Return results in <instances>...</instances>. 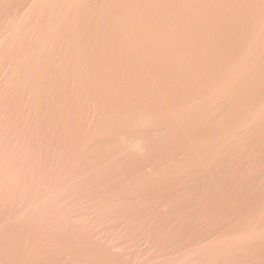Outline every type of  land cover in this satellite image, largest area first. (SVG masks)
<instances>
[{
	"label": "rangeland",
	"instance_id": "rangeland-1",
	"mask_svg": "<svg viewBox=\"0 0 264 264\" xmlns=\"http://www.w3.org/2000/svg\"><path fill=\"white\" fill-rule=\"evenodd\" d=\"M40 1L0 0V264H264V0Z\"/></svg>",
	"mask_w": 264,
	"mask_h": 264
},
{
	"label": "bare ground",
	"instance_id": "bare-ground-1",
	"mask_svg": "<svg viewBox=\"0 0 264 264\" xmlns=\"http://www.w3.org/2000/svg\"><path fill=\"white\" fill-rule=\"evenodd\" d=\"M13 1H14V0H13ZM15 1L17 2V0H15ZM20 1L22 2V0H20ZM30 1H32V0H30ZM41 1H42V2H41ZM41 1H40V3L43 4L45 0H44V1L41 0ZM54 1H55V0H54ZM57 1H58V0H57ZM57 1H55L56 4L58 3ZM60 1H61V0H60ZM60 1H59V2H60ZM75 1H76V0H74V1L72 0V1H71V5H73V4L76 5L77 2L75 3ZM80 1H82V4L80 3L81 5H79V7H80V6L82 7L85 3L83 2L84 0H80ZM91 1H92V0H91ZM95 1H96V0H95ZM98 1H99V0H98ZM115 1H116V0H115ZM115 1L113 2V0H112V2H111L110 4L113 3V5H114ZM137 1H138V0H137ZM145 1H146V0H145ZM148 1H149V0H148ZM162 1H164V0H161V2H162ZM165 1L167 2V0H165ZM176 1H177V0H176ZM176 1H175V2H176ZM196 1H197V0H196ZM215 1H216V0H215ZM228 1H229V0H228ZM244 1H245V0H244ZM253 1H256V0H253ZM18 2H19V1H18ZM21 2H20V4H21ZM49 2H50V1L48 0V2H47L48 5H53V4H51V2H50V4H49ZM63 2H64V0H63ZM78 2H79V0H78ZM92 2H94V1H92ZM92 2H91V3H92ZM100 2H101V1H100ZM116 2H117V1H116ZM127 2H129V0H128ZM155 2H156V1H155ZM198 2H199V0H198ZM205 2H206V1H205ZM213 2H214V1H213ZM219 2H220V1H219ZM5 3H6V1H5ZM22 3H23V2H22ZM34 3H35V2H34V0H33V2L31 3V6H32V4H34ZM47 3H46V5L44 4L42 7L46 8V9H44V10H46L47 12H50V9H53V8H51V6H47ZM96 3H97V2H94L95 5H96ZM106 3H107V2H106ZM106 3H105V4H106ZM144 3H145V2H144ZM149 3H150V2H149ZM149 3H148V5H149ZM151 3H152V2H151ZM172 3L174 4V2H172ZM185 3H187V2L185 1ZM188 3H190V2H188ZM229 3H230V2H229ZM260 3H261V2H260ZM1 4H2V2H1ZM58 4H61V3H58ZM92 4H93V3H92ZM97 4H98V3H97ZM117 4H118V3H117ZM126 4H127V3H126ZM146 4H147V2H146ZM168 4H169V2H168ZM173 4H170L171 7H172ZM204 4H205V3H204ZM208 4H209V3H208ZM244 4H245V3H244ZM263 4H264V1H263ZM263 4H261V5H263ZM27 5H30V4H27ZM27 5H26V7H27ZM35 5H37V3H36ZM39 5L41 6V4H39ZM95 5H93V6H95ZM113 5H111V6H113ZM129 5H130V4H129ZM129 5L127 4L126 7L124 6V8H127V9H128V8H129ZM162 5H163V4H162ZM182 5L184 6V4H182ZM199 5H200V3H199ZM199 5L197 4L198 7H199ZM205 5H206V4H205ZM223 5H224V4H223ZM31 6L29 7V8H30V9H29V12L32 11V10H31V9H32ZM45 6H46V7H45ZM59 6H61V5H59ZM66 6H67V5H66ZM66 6H65V8H66ZM69 6H70V5L68 4L67 11L65 10L66 13L69 12V10H70L69 8L72 7V6H71V7H69ZM84 6H87V5L85 4ZM84 6H83V8H84V10H85V7H84ZM96 6H97V5H96ZM107 6H108V4L105 6V8H107ZM150 6H151V5H150ZM164 6H165V5H164ZM206 6H207V5H206ZM250 6H251V5H250ZM253 6H254V5H253ZM253 6L250 7V8L252 9ZM38 7H39V6H38ZM48 7H49L50 9H49ZM118 7H119V6H118ZM187 7H189V5H187L186 8H187ZM223 7H224V6H223ZM242 7H243V6H241V8H242ZM244 7H245V6H244ZM17 8H18V7H17ZM24 8H25V7H24ZM47 8H48L49 10H47ZM58 8H59V7H57L56 9L54 8L55 11H57ZM92 8H93V7H92ZM113 8H114V7H113ZM140 8H141V7H140ZM155 8H156V7H155ZM155 8H154V9H155ZM163 8H164V7H163ZM177 8H178V7H177ZM183 8H185V6H184ZM190 8H191V7H190ZM192 8H193V7H192ZM194 8L197 9L196 7H194ZM219 8H220V7H219ZM224 8H225V7H224ZM224 8H223V9H224ZM226 8H227V7H226ZM257 8H258V6H257ZM2 9H3V7H2ZM54 9H53V10H54ZM79 9H80V8H79ZM95 9H96V8L94 7L93 10H90V15L86 12V13H87L86 16L89 15V16L92 17V16L95 14V12H96V11L94 12ZM146 9H147V8H146ZM178 9H179V8H178ZM58 10H59V9H58ZM60 10H61V9H60ZM84 10H83V11H84ZM102 10H103V9H102ZM107 10H108V9H107ZM113 10H114V9H113ZM140 10H142V9H140ZM144 10H145V9H144ZM144 10H143V11H144ZM155 10H157V9H155ZM161 10H162V8H161ZM200 10H201V9H200ZM209 10H210V9H209ZM219 10H220V9H219ZM7 11H8V10H7ZM21 11H22V10H21ZM46 11H44V12H46ZM83 11H82V13H83ZM91 11H92L93 13H91ZM115 11H116V10H115ZM120 11H121V10H120ZM177 11H178V10H177ZM177 11H176V12H177ZM202 11H203V9H202ZM242 11H243V10H242ZM5 12H6V11H5ZM39 12H40V10H39ZM44 12L42 11V13H44ZM108 12H109V10H108ZM110 12H111V11H110ZM110 12H109V13H110ZM122 12H123V10H122ZM122 12H120V13H122ZM126 12H129V11L126 10ZM140 12H142V11H140ZM144 12H145V11H144ZM193 12H195V11H193ZM216 12H217V11H216ZM233 12H234V11H233ZM1 13H2V12H1ZM8 13H9V12H8ZM50 13H51V12H50ZM58 13H59V12H58ZM74 13H75V12H74ZM78 13H81V12H78ZM101 13H102V11H101ZM152 13H154V10L152 11ZM157 13H158V12H155V14H157ZM170 13H173V12H170ZM170 13H169V14H170ZM238 13H239V12H238ZM51 14H52V13H51ZM91 14H92V15H91ZM96 14H97V12H96ZM102 14H103V13H102ZM131 14H132V13H131ZM140 14H141V13H140ZM146 14H147V12H146ZM162 14H163V13H162ZM192 14H193V13H192ZM206 14H207V13H206ZM259 14H260V13H259ZM259 14H258V15H259ZM39 15H40V14H39ZM41 15H43V14H41ZM122 15H123V13H122ZM122 15H121V16H122ZM132 15H134V14H132ZM148 15H149V14H148ZM152 15H153V14H152ZM164 15H165V14H164ZM177 15L179 16V14H177ZM11 16H12V15H11ZM71 16H72V15H71ZM150 16H151V15H150ZM175 16H176V15H175ZM181 16H183V15H181ZM187 16H188V15H187ZM206 16H207V15H206ZM208 16H209V15H208ZM216 16H217V15H216ZM4 17H5V16H4ZM12 17H13V16H12ZM24 17H25V16H23L21 20H23ZM60 17H61V16H60ZM72 17H73V16H72ZM79 17H80V16H79ZM95 17H96V16H95ZM103 17H104V16H103ZM131 17H132V16H131ZM143 17H144V16H143ZM153 17H154V16H153ZM239 17H240V16H239ZM243 17H244V16H243ZM243 17H242V18H243ZM251 17H252V16H251ZM19 18H21V17L19 16ZM68 18H69V17H68ZM116 18H117V17H116ZM123 18H124V17H123ZM151 18H152V16H151ZM186 18H187V17H186ZM198 18H199V17H198ZM205 18H206V17H205ZM211 18H212V17H211ZM211 18H209V19H211ZM3 19H4V18H3ZM40 19H41V18H40ZM46 19H47V18H46ZM75 19H77V18H74V20H75ZM96 19H98V18L96 17ZM102 19H103V18H102ZM121 19H122V18H121ZM135 19H136V18H135ZM135 19H133V21H134ZM152 19H153V18H152ZM219 19H220V18H219ZM47 20H48V19H47ZM79 20H80V18H79ZM79 20H77V21H79ZM104 20H105V19H104ZM104 20H103V21H104ZM119 20H120V19H119ZM122 20H123V19H122ZM146 20H147V19H146ZM170 20H171V19H170ZM187 20H188V18H187ZM202 20H203V19H202ZM211 20H212V19H211ZM213 20H214V19H213ZM230 20H231V19H230ZM252 20H253V19H252ZM14 21H15V20H14ZM19 21H20V20H19ZM65 21H66V20H65ZM68 21H69V20H68ZM95 21H96V20H95ZM237 21H239V20H237ZM245 21H246V20H245ZM253 21H255V20H253ZM262 21H263V20H262ZM262 21H260V22L262 23ZM17 22H18V21H17ZM20 22H21V21H20ZM20 22H19V23H20ZM23 22H25V21H23ZM45 22H46V21H45ZM79 22H80V21H79ZM79 22H78V24H79ZM88 22H89V21H88ZM126 22H127V21H126ZM148 22H150V21L148 20ZM171 22H172V21H171ZM175 22H177V21H175ZM260 22H259V23H260ZM76 23H77V22H76ZM76 23H75V24H76ZM102 23H103V22H102ZM124 23H125V22H124ZM128 23H129V22H128ZM150 23H151V22H150ZM169 23H170V22H169ZM169 23H168V24H169ZM181 23H182V22H181ZM193 23H194V22H193ZM196 23H197V22H196ZM202 23H203V22H202ZM240 23H241V21H240ZM242 23H243V22H242ZM249 23H250V22H249ZM255 23H256V22H254V24L252 25V27L255 25ZM17 24H18V23H17ZM45 24H46V23H45ZM69 24H70V23H69ZM105 24H106V23H105ZM114 24H115V23H114ZM117 24H118V23H117ZM155 24H156V23H155ZM220 24H221V23H220ZM76 25H77V24H76ZM144 25H145V24H144ZM158 25H159V24H158ZM197 25H198V24H197ZM202 25H203V24H202ZM209 25H210V24H209ZM231 25H232V24H231ZM233 25H234V23H233ZM20 26H21V25H20ZM38 26H39V25H38ZM66 26H67V25H66ZM77 26H78V25H77ZM85 26H86V25H85ZM106 26H107V25H106ZM119 26H120V25H119ZM135 26H136V25H135ZM145 26H146V25H145ZM145 26H144V27H145ZM156 26H157V25H156ZM167 26H168V25H167ZM170 26H171V25H170ZM239 26H240V25H239ZM242 26H243V25H242ZM261 26H262V25H261ZM88 27H89V26H88ZM95 27H96V26H95ZM95 27H94V28H95ZM120 27H122V26H120ZM132 27H133V26H132ZM136 27H137V26H136ZM157 27H158V26H157ZM200 27H201V26H200ZM203 27H204V26H203ZM210 27H211V26H210ZM210 27H209V28H210ZM228 27H229V26H228ZM252 27H251L250 29H252ZM18 28H19V26H18ZM44 28H45V26H44ZM77 28H78V27H77ZM83 28H85V27H83ZM102 28H103V27H102ZM212 28H213V27H212ZM218 28H219V27H218ZM231 28H232V27H231ZM237 28H238V27H237ZM19 29H20V28H19ZM86 29H87V28H86ZM86 29H85V30H86ZM98 29H99V28H98ZM106 29H107V28H106ZM118 29H119V28H118ZM118 29H116V30H118ZM134 29H135V28H134ZM156 29H157V28H156ZM160 29H163V28H160ZM172 29H173V27H172ZM178 29H179V26H178ZM195 29H196V28H195ZM241 29H242V28H241ZM241 29H240V30H241ZM4 30H5V29H4ZM17 30H18V29H17ZM78 30H80V29H78ZM143 30H144V29H142V31H143ZM157 30H158V29H157ZM163 30H164V29H163ZM237 30H239V29H237ZM242 30H243V29H242ZM20 31H22V30H20ZM27 31H28V30H27ZM80 31H81V30H80ZM93 31H94V30H93ZM158 31H159V30H158ZM161 31H162V30H161ZM249 31H250V30H249ZM261 31H262V30H261ZM261 31H260V32L258 31V32L261 33ZM6 32H7V31H6ZM8 32H9V31H8ZM45 32L47 33L46 30H45ZM45 32H44V33H45ZM59 32H60V31H59ZM84 32H85V31H84ZM87 32H88V31L86 30V35H87ZM103 32H104V31H103ZM111 32H112V31H111ZM155 32H156V31H155ZM177 32H178V31H177ZM195 32H196V31H195ZM246 32H247V31H246ZM246 32H245V33H246ZM24 33H25V32H24ZM41 33H42V32H41ZM48 33H49V32H48ZM90 33H91V31H90ZM95 33H96V32H95ZM98 33H99V32H98ZM116 33H117V32H116ZM124 33H125V32H124ZM127 33H128V31H127ZM133 33H134V32H133ZM160 33H162V32H160ZM174 33H175V32H174ZM198 33H199V32H198ZM15 34H16V33H15ZM18 34H19V32H18ZM53 34H54V33H53ZM59 34H60V33H59ZM179 34H180V32H179ZM257 34H258V33H257ZM4 35H5V34H4ZM20 35H21V34H20ZM56 35H57V34H56ZM69 35H72V34L70 33ZM139 35H140V34H139ZM148 35H149V34H148ZM175 35H176V34H175ZM220 35H221V34H220ZM9 36H11V34H10ZM30 36H31V35H30ZM49 36H50V35H49ZM64 36H65V35H64ZM84 36H85V35H84ZM157 36H159V35H157ZM171 36H173V34H172ZM229 36H230V35H229ZM243 36H244V35H243ZM259 36H261V35H259ZM12 37H14V36H12ZM79 37H80V36H79ZM82 37H83V36H82ZM87 37H88V36H87ZM106 37H107V36H106ZM174 37H175V36H174ZM180 37H181V35H180ZM240 37H241V36H240ZM254 37H255V36H254ZM257 37H258V36H257ZM32 38H33V36H32ZM94 38H95V37H94ZM104 38H105V37H104ZM109 38H110V37H109ZM56 39H57V38H56ZM56 39H55V40H56ZM70 39H71V38H70ZM73 39H74V38H73ZM155 39H156V38H155ZM169 39H171V38H169ZM186 39H188V38H186ZM191 39H192V38H191ZM241 39H242V38H241ZM252 39H253V38H252ZM67 40H68V39H67ZM95 40H96V39H95ZM126 40H127V38H126ZM157 40H158V38H157ZM159 40H160V39H159ZM230 40H231V39H230ZM254 40H255V39H254ZM254 40H252V41H254ZM12 41H13V40H12ZM18 41H19V40H18ZM71 41H72V40H71ZM76 41H77V40H76ZM78 41H79V40H78ZM186 41H187V40H186ZM4 42H5V41H4ZM34 42H35V41H34ZM64 42H65V41H64ZM69 42H70V41H69ZM104 42H105V41H104ZM135 42H136V41H135ZM137 42H138V41H137ZM158 42H159V41H158ZM167 42L169 43V41H167ZM211 42H212V41H211ZM73 43H74V42H73ZM78 43H80V42H78ZM95 43H96V42H94V44H95ZM145 43H146V42H145ZM187 43H188V41H187ZM205 43H206V42H205ZM71 44H72V43H71ZM71 44H70V45H71ZM139 44H140V43H139ZM232 44H233V43H232ZM257 44H258V42H257ZM1 45H2V44H1ZM13 45H14V43H13ZM30 45H31V44H30ZM43 45H44V44H43ZM68 45H69V44H68ZM70 45H69V46H70ZM78 45H79V44H77V46H78ZM149 45H150V44H149ZM166 45H167V44H166ZM197 45H198V44H197ZM242 45H243V44H242ZM262 45H264V44H262ZM75 46H76V45H75ZM133 46H134V45H133ZM162 46H163V45H162ZM228 46H229V45H228ZM7 47H8V46H7ZM104 47H105V46H104ZM137 47H138V46H137ZM148 47H149V46H148ZM152 47H153V46H152ZM157 47H158V45H157ZM174 47H175V46H174ZM210 47H211V46H210ZM230 47H231V46H230ZM232 47H234V46H232ZM79 48H80V47H79ZM165 48H166V47H165ZM167 48H168V47H167ZM186 48H188V47H186ZM240 48H241V47H240ZM14 49H15V48H14ZM76 49H77V48H76ZM103 49H104V48H103ZM138 49H139V47H138ZM203 49H204V48H203ZM256 49H257V51L259 50L258 48H256ZM263 49H264V48H263ZM0 50H1V49H0ZM37 50H39V49H37ZM37 50H36V51H37ZM47 50H48V49H47ZM60 50H61V49H60ZM71 50H72V49H71ZM150 50H151V49H150ZM174 50H175V49H174ZM176 50H177V47H176ZM182 50H183V49H182ZM208 50H209V49H208ZM231 50H232V49H231ZM49 51H50V50H49ZM66 51H67V50H66ZM73 51H74V50H73ZM109 51H110V50H109ZM139 51H140V50H139ZM158 51H159V50H158ZM166 51H167V50H166ZM198 51H199V50H198ZM217 51H218V50H217ZM249 51H250V50H249ZM9 52H11V51H9ZM30 52H31V51H30ZM99 52H100V51H99ZM176 52H177V51H176ZM186 52H187V51H186ZM212 52H213V51H212ZM215 52H216V51H215ZM26 53H27V51H26ZM92 53H93V52H92ZM126 53H127V52H126ZM148 53H149V52H148ZM157 53H158V52H156V55H157ZM173 53H174V52H173ZM181 53H182V51H181ZM221 53H222V52H221ZM234 53H235V52H234ZM44 54H45V53H44ZM101 54H102V52H101ZM130 54H131V53H130ZM140 54H141V53H140ZM214 54H215V53H214ZM55 55H56V54H55ZM57 55H58V54H57ZM60 55H61V54H60ZM60 55H59V56H60ZM68 55H69V54H68ZM74 55H75V54H74ZM90 55H91V54H90ZM147 55H148V54H147ZM175 55H176V54H175ZM239 55H240V54H239ZM24 56H25V55H24ZM69 56H70V55H69ZM100 56H101V55H100ZM148 56H149V55H148ZM159 56H160V55H159ZM236 56H237V55H236ZM41 57H42V56H41ZM70 57H71V56H70ZM104 57H105V56H104ZM156 57H157V56H156ZM224 57H225V56H224ZM255 57H256V56H255ZM4 58H5V57H4ZM44 58H45V57H44ZM112 58H113V57H112ZM237 58H239V57H237ZM6 59H7V57H6ZM54 59H55V57H54ZM64 59H65V58H64ZM68 59H69V58H68ZM81 59H82V58H81ZM95 59H96V58H95ZM101 59H102V58H101ZM139 59H140V58H139ZM216 59H217V58H216ZM256 59H257V58H256ZM18 60H19V59H18ZM42 60H43V59H42ZM48 60H49V59H48ZM51 60H52V59H51ZM73 60H74V59H73ZM88 60H89V59H88ZM136 60H137V58H136ZM191 60H192V59H191ZM218 60H220V59H218ZM15 61H16V60H15ZM58 61H59V58H58ZM137 61H138V60H137ZM166 61H167V60H166ZM173 61H174V60H173ZM222 61H223V60H222ZM249 61H250V60H249ZM29 62H30V61H29ZM133 62H134V61H133ZM144 62H145V61H144ZM152 62H153V61H152ZM142 63H143V62H142ZM155 63H156V62H155ZM177 63H178V62H177ZM180 63H181V62H180ZM214 63H215V62H214ZM4 64H5V63H4ZM56 64H57V63H56ZM58 64H59V62H58ZM70 64H71V63H70ZM108 64H109V63H108ZM120 64H121V63H120ZM233 64H234V63H233ZM255 64H256V63H255ZM1 65H2V64H1ZM35 65H36V64H35ZM62 65H63V64H62ZM85 65H86V64H85ZM137 65H138V64H137ZM143 65H144V64H143ZM231 65H232V64H231ZM231 65H230V66H231ZM246 65H247V64H246ZM248 65H249V64H248ZM248 65H247V66H248ZM260 65H261V64H260ZM65 66H66V64H65ZM97 66H98V65H97ZM103 66H104V65H103ZM121 66H122V65H121ZM126 66H127V64H126ZM186 66H187V65H186ZM205 66H206V65H205ZM207 66H208V65H207ZM212 66H213V65H212ZM224 66H225V65H224ZM247 66H245V68H247ZM24 67H25V66H24ZM63 67H64V66H63ZM147 67H148V66H147ZM4 68H5V67H4ZM45 68H46V67H45ZM64 68H66V67H64ZM100 68H101V67H100ZM154 68H155V67H154ZM168 68H169V67H168ZM180 68H181V67H180ZM188 68H191V67H188ZM210 68H211V67H210ZM238 68H241V69H240V72H241V74H242V72H243V71H242L243 68L240 67V66H239ZM259 68H260V67H259ZM38 69H39V68H38ZM49 69H50V68H49ZM67 69H68V68H67ZM67 69H66V70H67ZM91 69H92V68H91ZM166 69H167V68H166ZM204 69H205V68H204ZM226 69H227V68H226ZM175 70H176V69H175ZM184 70H185V68H184ZM229 70H230V69H229ZM244 70H245V69H244ZM246 70H247V69H246ZM12 71H13V69H12ZM18 71H19V70H18ZM40 71H41V70H40ZM54 71H55V70H54ZM63 71H64V70H63ZM80 71H81V70H80ZM123 71H124V70H123ZM144 71H145V70H144ZM222 71H223V70H222ZM225 71H226V70H225ZM230 71H231V70H230ZM247 71H248V70H247ZM5 72H6V71H5ZM10 72H11V71H10ZM28 72H29V71H28ZM64 72H65V71H64ZM130 72H131V71H130ZM145 72H146V71H145ZM194 72H195V71H194ZM208 72H210V71H208ZM228 72H229V71H228ZM3 73H4V71H3ZM12 73H13V72H12ZM39 73H40V72H39ZM43 73H44V72H43ZM79 73H80V72H79ZM111 73H112V72H111ZM132 73H133V72H132ZM140 73H141V72H140ZM153 73H154V72H153ZM247 73H249V72H247ZM6 74H7V73H6ZM28 74H29V73H28ZM58 74H59V73H58ZM80 74H81V73H80ZM108 74H109V73H108ZM178 74H179V73H178ZM187 74H188V73H187ZM187 74H186V75H187ZM231 74H232V73H231ZM250 74H251V73H250ZM12 75H13V74H12ZM40 75H42V74H40ZM141 75H142V74H141ZM190 75H191V74H190ZM193 75H194V74H193ZM213 75H214V74H213ZM247 75H248V74H247ZM251 75H252V74H251ZM1 76H2V75H1ZM1 76H0V77H1ZM8 76H9V75H8ZM25 76H26V74H25ZM63 76H64V75H63ZM106 76H107V75H106ZM178 76H179V75H178ZM226 76H227V75H226ZM228 76H230V75H228ZM245 76H246V75H245ZM49 77H50V76H49ZM97 77H98V76H97ZM139 77H140V76H139ZM159 77H160V76H159ZM159 77H157V78H159ZM181 77H182V76H181ZM252 77H253V76H250V77H249L250 81L253 80V79H251ZM259 77H260V76H259ZM259 77H258V78H259ZM2 78H3V76H2ZM52 78H53V77H52ZM106 78H107V77H106ZM108 78H109V77H108ZM241 78H242V81H240V83H241V82H242V83L246 82V81H245L246 77L240 76V79H241ZM0 79H1V78H0ZM27 79H28V78H27ZM32 79H33V78H32ZM38 79H39V78H38ZM74 79H76V78H74ZM93 79H94V78H93ZM99 79H100V78H99ZM169 79H170V78H169ZM229 79H231V78H229ZM28 80H29V79H28ZM44 80H45V78H44ZM110 80H111V79H110ZM129 80H130V79H129ZM129 80H128V81H129ZM134 80H135V79H134ZM152 80H153V79H152ZM173 80H174V79H173ZM217 80H218V79H217ZM231 80H233V78H232ZM231 80H227L225 83H226V84H228V83H230V84L232 83V84H233V82H232ZM258 80H259V79H258ZM261 80H262V79H261ZM9 81H10V80H9ZM17 81H18V80H17ZM50 81H51V80H50ZM60 81H61V80H60ZM79 81H80V80H79ZM100 81H101V80H100ZM115 81H116V80H115ZM139 81H140V80H139ZM187 81H188V80H187ZM230 81H231V82H230ZM233 81H234V80H233ZM250 81H249V82H250ZM0 82H1V81H0ZM7 82H8V81H7ZM77 82H78V81H77ZM198 82H199V81H198ZM217 82H218V81H217ZM217 82H216V83H217ZM227 82H228V83H227ZM24 83H25V82H24ZM49 83H50V82H49ZM79 83H80V82H79ZM146 83H147V82H146ZM172 83H173V82H172ZM196 83H197V82H196ZM201 83H202V81H201ZM211 83H212V81H211ZM213 83H215V81H214ZM246 83H248V81H247ZM258 83H259V82H258ZM258 83H257V84H258ZM9 84H10V83H9ZM18 84H19V83H18ZM47 84H48V83H47ZM119 84H120V83H119ZM23 85H24V84H23ZM142 85H143V84H142ZM240 85H241V84H240ZM242 85H243V84H242ZM44 86H47V85L45 84ZM108 86H109V85H108ZM213 86H214V85H213ZM215 86H216V85H215ZM225 86H226V85H225ZM22 87H23V86H22ZM74 87H75V86H74ZM96 87H97V86H96ZM116 87H117V86H116ZM138 87H139V86H138ZM145 87H146V86H145ZM158 87H159V86H158ZM228 87H229V86H228ZM228 87L226 86V89H227ZM249 87H250V86H249ZM7 88H8V86H7ZM40 88H41V87H40ZM120 88H121V87H120ZM142 88H143V87H142ZM149 88H150V87H149ZM191 88H192V87H191ZM214 88H215V87H214ZM221 88H222V87H221ZM2 89H3V88H2ZM11 89H12V88H11ZM35 89H36V88H35ZM107 89H108V88H107ZM166 89H167V88H166ZM171 89H172V88H171ZM195 89H196V88H195ZM204 89H205V87H204ZM229 89H230V91H231V88H230V87L228 88V90H229ZM235 89L237 90V88H235ZM241 89H242V88H241ZM65 90H66V89H65ZM123 90H124V89H123ZM159 90H160V89H159ZM163 90H164V89H163ZM168 90H170V89H168ZM174 90H175V88H174ZM215 90H217V89H215ZM223 90H225V88H224ZM236 90H235V91H236ZM251 90H252V89H251ZM253 90H254V89H253ZM28 91H29V90H28ZM30 91H31V90H30ZM75 91H76V90H75ZM103 91H104V90H103ZM103 91H101V92H103ZM116 91H117V90H116ZM146 91H148V90H146ZM175 91H176V90H175ZM208 91H209V90H208ZM230 91L225 90V93H224V94L226 95V97L232 99V101H233V97L231 96V92H230ZM89 92H90V91H89ZM144 92H145V91H144ZM171 92H172V91H171ZM226 92H229V95H230L232 98L229 97V96H227L228 94H226ZM241 92H242V91H241ZM84 93H85V92H84ZM86 93H87V92H86ZM96 93H97V92H96ZM105 93H106V92H105ZM142 93H143V92H142ZM208 93H209V92H208ZM235 93L239 94L238 91H236ZM8 94H9V93H8ZM77 94H78V93H77ZM80 94H81V91H80ZM140 94H141V93H140ZM183 94H184V93H183ZM210 94H211V93H210ZM218 94H219V93H218ZM237 94H235V95H237ZM256 94H257V93H256ZM17 95H18V94H17ZM204 95H205V93H204ZM241 95H243V94H241ZM30 96H31V95H30ZM116 96H117V95H116ZM185 96H186V95H185ZM206 96H207V95H206ZM220 96H221V95H220ZM25 97H26V95H25ZM31 97H32V96H31ZM31 97H30V98H31ZM40 97H41V96H40ZM40 97H39V98H40ZM84 97H85V96H84ZM156 97H157V96H156ZM168 97H169V95H168ZM178 97H179V96H178ZM254 97H255V94H254ZM5 98H6V97H5ZM9 98H10V97H9ZM34 98H35V97H34ZM71 98H72V97H71ZM169 98H170V97H169ZM206 98H208V97H206ZM214 98H215V97H214ZM222 98H223V97H221L220 99H222ZM256 98H257V97H256ZM20 99H21V98H20ZM93 99H94V98H93ZM118 99H119V98H118ZM142 99H143V98H142ZM200 99H201V98H200ZM230 99H229V100H230ZM250 99H251V98H250ZM250 99H249V100H250ZM253 99H254V98H253ZM253 99H252V100H253ZM7 100H8V98H7ZM24 100H25V99H24ZM90 100H91V99H90ZM159 100H160V99H159ZM165 100L167 101V98H165ZM170 100L172 101V99H170ZM263 100H264V99H263ZM9 101H10V100H9ZM32 101H33V100H32ZM50 101H51V100H50ZM78 101H79V100H78ZM123 101H124V100H123ZM207 101H208V100H207ZM212 101H213V100H212ZM232 101H231V102H232ZM238 101H239V100H238ZM242 101H243V100H242ZM131 102H132V101H131ZM174 102H176V101L174 100ZM185 102H186V101H185ZM216 102H217V101H216ZM221 102H223L224 104L221 105L222 103L220 104V102H218V104H220V105L223 106V107L225 106V108H226L225 111H226V110H227V107H226L225 104H227L228 102L225 103L224 100L221 101ZM58 103H59V102H58ZM212 103H213V102H212ZM232 103H233V102H232ZM71 104H72V103H71ZM205 104H206V103H205ZM244 104H245V103H244ZM100 105H101V104H100ZM125 105H126V104H125ZM133 105H134V104H133ZM152 105H153V104H152ZM185 105H187V104H185ZM220 105H219V107H220ZM246 105H247V104H246ZM5 106H6V105H5ZM31 106H32V105H31ZM47 106H48V105H47ZM141 106H142V105H141ZM173 106H174V105H173ZM210 106H212V105H210ZM230 106H231V105H230ZM232 106H233V105H232ZM239 106H240V105H239ZM253 106H254V105H253ZM258 106H259V105H258ZM260 106H261V105H260ZM262 106H263V103H262ZM262 106H261L260 110H262V113H263L264 110H263ZM15 107H16V106H15ZM17 107H18V105H17ZM19 107H20V106H19ZM60 107H61V106H60ZM63 107H64V106H63ZM109 107H110V106H109ZM171 107H172V106H171ZM194 107H195V106H194ZM207 107H208V106H207ZM241 107H242V106H241ZM40 108H41V106H40ZM136 108H137V107H136ZM169 108H170V107H169ZM187 108H188V107H187ZM202 108H203V107H202ZM221 108H222V107H221ZM62 109H63V108H62ZM66 109H67V108H66ZM107 109H108V108H107ZM150 109H151V107H150L148 110H150ZM155 109H156V108H155ZM161 109H162V108H161ZM195 109H196V108H195ZM208 109H209V108H208ZM238 109H240V108H238ZM242 109H243V108H242ZM256 109L258 110L259 108H256ZM7 110H9V108H8ZM32 110H33V109H32ZM111 110H113V109H111ZM145 110H146V109H145ZM240 110H241V109H240ZM39 111H40V109H39ZM58 111H59V110H58ZM95 111H96V110H95ZM156 111H157V110H156ZM255 111H256V110H255V108H254V111H252V114H253V115L257 113V112L255 113ZM9 112H10V111H9ZM55 112H56V111H55ZM59 112H60V111H59ZM69 112H70V111H69ZM82 112H83V111H82ZM96 112H97V111H96ZM163 112H164V111H163ZM222 112H223V110H222ZM253 112H254V113H253ZM10 113H11V112H10ZM76 113H77V112H76ZM139 113H140V112H139ZM152 113H154V112H152ZM158 113H159V112H158ZM183 113H184V112H183ZM224 113H225V112H223V114H224ZM99 114H100V112H99ZM223 114H219V115H223ZM2 115H3V114H2ZM253 115H251V116H253ZM64 116H65V115H64ZM91 116H92V114H91ZM98 116H99V115H98ZM102 116H103V115H102ZM108 116H109V115H108ZM133 116H134V115H133ZM249 116H250V115H249ZM262 116H264V114H262ZM22 117H23V116H22ZM71 117H72V116H71ZM152 117H153V116H152ZM212 117H213V113H212ZM17 118H18V116H17ZM23 118H24V117H23ZM57 118H58V117H57ZM79 118H80V117H79ZM109 118H110V116H109ZM139 118H140V117H139ZM141 118H142V117H141ZM247 118H248V119H246L247 121H250V120H251V121H250V125H252V123L255 122V120H252L251 117H248V116H247ZM7 119H8V117H7ZM19 119H20V118H19ZM89 119H90V118H89ZM249 119H250V120H249ZM253 119H255V116L253 117ZM20 120H21V119H20ZM246 120H245V121H246ZM11 121H12V120H11ZM33 121H34V119H33ZM62 121H63V120H62ZM207 121H208V120H207ZM242 121H244V120H242ZM253 121H254V122H253ZM263 121H264V119L262 118V123H263ZM30 122H32V121H30ZM96 122H97V121H96ZM205 122H206V120H205ZM208 122H209V121H208ZM27 123H28V122H27ZM46 123H47V122H46ZM63 123H64V122H63ZM118 123H119V122H118ZM137 123H138V120H137ZM145 123H146V122H145ZM176 123H177V121H176ZM247 123L249 124V122H247ZM262 123H261V125H262ZM28 124H29V123H28ZM49 124H50V123H49ZM99 124H100V123H99ZM213 124H214V123H213ZM226 124H227V123H226ZM14 125H15V124H14ZM25 125H26V124H25ZM59 125H60V124H59ZM106 125H107V124H106ZM122 125H123V124H122ZM139 125H140V124H139ZM186 125H187V124H186ZM204 125H205V123H204ZM223 125H225V124H223ZM243 125H244V124H243ZM261 125H260V126H261ZM26 126H27V125H26ZM80 126H81V125H80ZM260 126H259V128H260ZM1 127H2V126H1ZM60 127H61V126H60ZM242 127H243V126H242ZM22 128H23V125H22ZM181 128H182V127H181ZM199 128H200V127H199ZM206 128H207V127H206ZM230 128H231V127H230ZM247 128H248V127H247ZM17 129H18V127H17ZM159 129H160V128H159ZM245 129H246V127H245ZM262 129H263V130H262L261 133L264 134V128H262ZM36 130H37V129H36ZM138 130H139V129H138ZM223 130H224V129H223ZM242 130H243V129L241 128L239 134H242V133H243L241 136H244L245 133H244ZM260 130H261V128H260ZM87 131H88V129H87ZM190 131H191V130H190ZM241 131H242V133H241ZM8 132H9V131H8ZM159 132H160V131H159ZM238 132H239V130H238ZM248 132H249V130H248ZM258 132H259V131H258ZM10 133H11V131H10ZM154 133H155V132H154ZM184 133H185V132H184ZM190 133H191V132H190ZM236 133H237V132H236ZM248 134H249V133H248ZM16 135H17V134H16ZM26 135H27V134H26ZM175 135H176V134H175ZM250 135H251V133H250ZM259 135H260V134H259ZM27 136H28V135H27ZM89 136H91V135H89ZM121 136H122V135H121ZM144 136H145V138H146L145 133H144ZM211 136H212V135H211ZM116 137H117V136H116ZM149 137L152 138L153 136L151 137V136L149 135ZM171 137H172V135H171ZM186 137H187V136H186ZM118 138H119V137H118ZM141 138H142V135H141ZM257 138H258V137H257ZM257 138H256V139H257ZM50 139H51V138H50ZM55 139H56V138H55ZM64 139H65V137H64ZM66 139H67V138H66ZM72 139H74V138H72ZM242 139H243V138H242ZM61 140H62V139H61ZM91 140H92V139H91ZM106 140H107V139H106ZM108 140H109V139H108ZM108 140H107V143H108ZM120 140H121V139H120ZM120 140H119V141H120ZM159 140H160V139L158 138V141H159ZM83 141H84V140H83ZM100 141H101V139H99V142H100ZM221 141H222V140H221ZM255 141H256V140H255ZM47 142H48V141H47ZM97 142H98V140H97ZM102 142H103V141H102ZM109 142H110V140H109ZM139 142H140V141H139ZM197 142H198V141H197ZM238 142H239V141H238ZM247 142H248V141H246L245 146L248 145ZM21 143H22V142H21ZM105 143H106V142H105ZM165 143H166V141H165ZM200 143H201V142H200ZM11 144H12V142H11ZM28 144H29V143H28ZM90 144H91V143H90ZM100 144H102V143H100ZM103 144H104V143H103ZM163 144H164V142H163ZM181 144H182V143H181ZM201 144H202V143H201ZM246 144H247V145H246ZM13 145H14V144H13ZM17 145H18V144H17ZM85 145H86V144H85ZM91 145H92V144H91ZM109 145H110V144H109ZM128 145H129V144H128ZM128 145H127V146H128ZM134 145H135V144H134ZM218 145H219V144H218ZM241 145H242V144H241ZM20 146H21V145H20ZM127 146H126V151L128 150V149H127ZM152 146H153V145H152ZM171 146L173 147V145H171ZM212 146H213V145H212ZM146 147H147V146H146ZM148 147H149V146H148ZM164 147H165V146H164ZM154 148H155V147H154ZM181 148H182V147H181ZM260 148H261V147H260ZM73 149H75V148H73ZM94 149H95V148H94ZM124 149H125V148H124ZM165 149H166V148H165ZM168 149H169V148H168ZM198 149H199V148H198ZM133 150H134V149H133ZM157 150H158V149H157ZM213 150H214V149H213ZM253 150H254V149H253ZM1 151H2V150H1ZM78 151H79V150H78ZM95 151H96V150H95ZM122 151H123V150H122ZM230 151H231V150H230ZM259 151H260V150H259ZM262 151H263V150H262ZM157 152H158V151H157ZM180 152H181V151H180ZM245 152H247V151L245 150ZM131 153H133V152H131ZM0 154H1V153H0ZM84 154H85V153H84ZM109 154H110V153H109ZM115 154H116V153H115ZM125 154H126V153H125ZM163 154H164V153H163ZM230 154H231V153H230ZM122 155H123V153L121 154L120 157H122ZM153 155H154V154H153ZM215 155H216V154H215ZM215 155H214V156H215ZM244 155H245V154H244ZM8 156H9V155H8ZM118 156H119V155H118ZM118 156H117V157H118ZM140 156H141V155H140ZM157 156H158V155H157ZM225 156H226V155H225ZM262 156H263V155H262ZM3 157H4V155H3ZM30 157H31V156H30ZM96 157H97V159H98L99 155H98V156L96 155ZM109 157H110V156H109ZM120 157L117 158V162L120 160ZM137 157H138V156H137ZM5 158H6V157H5ZM31 158H32V157H31ZM38 158H39V157H38ZM113 158H114V157H113ZM115 158H116V157H115ZM115 158H114V159H115ZM122 158H123V157H122ZM178 158H179V156H178ZM256 158H257V157H256ZM22 159H23V158H22ZM33 159H34V158H33ZM68 159H69V158H68ZM75 159H76V158H75ZM149 159H150V158H149ZM37 160H38V159H37ZM108 160H109V159H108ZM143 160H144V159H143ZM151 160H152V157H151ZM176 160H177V159H176ZM207 160H208V159H207ZM245 160H246V159H245ZM8 161H9V160H8ZM231 161H232V160H231ZM56 162H57V161H56ZM66 162H67V161H66ZM110 162H111V161H109L108 164H111ZM215 162H216V160H215ZM243 162H244V161H243ZM72 163H73V162H72ZM91 163H92V162H91ZM131 163H132V162H131ZM131 163H130V164H131ZM136 163H137V162H136ZM238 163H239V162H238ZM27 164H28V163H27ZM95 164H97V163L95 162ZM142 164H143V163H142ZM147 164H148V163H147ZM176 164H177V163H176ZM242 164H243V163H242ZM3 165H4V164H3ZM31 165H32V164H31ZM84 165H85V164H84ZM92 165H93V163H92ZM97 165H98V164H97ZM206 166H207V165H206ZM56 167H57V166H56ZM64 167H65V166H64ZM16 168H17V167H16ZM40 168H41V166H40ZM213 168H214V167H213ZM73 169H74V165H73ZM203 169H204V168H203ZM240 170H241V169H240ZM19 171H20V169H19ZM27 171H28V169H27ZM144 171H145V169H144ZM74 172H75V170H74ZM153 172H154V171H153ZM184 172H185V171H184ZM200 172H201V171H200ZM29 173H30V172H29ZM57 173H59V172H57ZM97 173H98V172H97ZM176 173H177V172H176ZM225 173H226V172H225ZM4 174H5V173H4ZM22 174H23V173H22ZM34 174H35V173H34ZM55 174H56V173H55ZM108 174H109V173H108ZM125 174H126V172H125ZM208 174H209V173H208ZM246 174H247V173H246ZM246 174H245V175H246ZM28 175H29V174H28ZM31 175H32V174H31ZM93 175L95 176V173H94ZM249 175H250V174H249ZM75 176H76V175H75ZM80 176H81V175H80ZM151 176H152V175H151ZM167 176H168V175H167ZM8 177H9V175H8ZM16 177H17V176H16ZM16 177H15V178H16ZM57 177H58V176H57ZM63 177H64V175H63ZM68 177H69V176H68ZM180 177H181V176H180ZM183 177H184V176H183ZM185 177H186V175H185ZM28 178H29V176H28ZM43 178H44V177H43ZM186 178H187V177H186ZM245 178H246V176H245ZM48 179H49V178H48ZM204 179H205V178H204ZM250 179H251V178H250ZM252 179H253V178H252ZM25 180H26V179H25ZM32 180H33V178H32ZM117 180H118V179H117ZM14 181H15V180H14ZM194 181H195V180H194ZM7 182H8V181H7ZM35 182H36V181H35ZM38 182H39V180H38ZM195 182H196V181H195ZM24 183H25V181H24ZM189 183H190V182H189ZM10 184H11V183H10ZM52 184H53V183H52ZM86 184H87V183H86ZM153 184H154V183H153ZM38 185H39V183H38ZM64 185H65V184H64ZM129 185H130V183H129ZM209 185H210V184H209ZM218 185H219V184H218ZM35 186H36V185H35ZM60 186H61V185H60ZM89 186H90V185H89ZM9 187H10V186H9ZM11 187H12V186H11ZM32 187H33V186H32ZM46 187H47V186H46ZM62 187H63V186H62ZM179 187H180V186H179ZM217 187H218V186H217ZM6 188H7V187H6ZM27 188H28V187H27ZM36 188H38V186H36ZM67 188H68V187H67ZM90 188H91V187H90ZM239 188H240V187H239ZM9 189H10V188H9ZM143 189H144V188H143ZM192 189H193V188H192ZM254 189H255V188H254ZM34 190H35V188H34ZM188 190H189V189H188ZM216 190H217V189H216ZM242 190H243V188H242ZM14 191H15V190H13V191H11V192L14 193ZM170 191H171V190H170ZM209 191H210V189H209ZM15 192H16V191H15ZM25 192H26V191H25ZM172 192H173V191H172ZM250 192H251V191H250ZM68 193H69V192H68ZM114 193H115V192H114ZM137 193H138V192H137ZM207 193H208V191H207ZM228 193H229V191H228ZM151 194H152V193H151ZM169 194H170V192H169ZM205 194H206V192H205ZM4 195H5V194H4ZM16 195H17V194H16ZM40 195H41V194H40ZM203 195H204V194H203ZM215 195H216V194H215ZM17 196H18V195H17ZM130 196H131V195H130ZM182 196H183V195H182ZM184 196H185V195H184ZM186 196H187V195H186ZM26 197H27V196H26ZM188 197H189V196H188ZM260 197H261V196H260ZM8 198H9V197H8ZM32 198H33V197H32ZM142 198H143V197H142ZM0 199H1V197H0ZM29 199H30V198H29ZM164 199H165V198H164ZM261 199H262V198H261ZM8 200H9V199H8ZM66 200H67V199H66ZM18 201H19V200H18ZM242 201H243V200H242ZM7 202H8V201H7ZM34 202L36 203L37 201H34ZM75 202H76V201H75ZM224 202H225V201H224ZM26 203H27V202H26ZM179 203H180V202H179ZM227 203H228V202H227ZM71 204H72V202H71ZM171 204H172V203H171ZM83 205H84V204H83ZM17 206H18V205H17ZM27 206H28V205H27ZM70 206H71V205H70ZM84 206H85V205H84ZM171 206H172V205H171ZM222 207H223V206H222ZM226 207H227V206H226ZM240 207H241V206H240ZM248 207L250 208L249 205H248ZM262 207H263V206H261L260 209L264 211V209H263ZM0 208H1V207H0ZM4 208H5V207H4ZM16 208H17V207H16ZM28 208H29V206H28ZM119 208H120V207H119ZM139 208H140V207H139ZM207 208H208V207H207ZM90 209H91V208H90ZM137 209H138V208H137ZM193 209H195V208H193ZM222 209H223V208H222ZM250 209H251V208H250ZM250 209H249V210H250ZM40 210H41V209H40ZM59 210H60V209H59ZM202 210H203V209H202ZM76 211H77V210H76ZM172 211H173V210H172ZM210 211H211V210H210ZM212 211H213V210H212ZM18 212H19V211H17V214H18ZM29 212H31V210H30ZM32 212H33V211H32ZM185 212H186V211H185ZM34 213H35V212H33V214H34ZM19 214H20V212H19ZM188 214H189V213H188ZM30 215H31V214H30ZM259 215H261V213H259ZM17 216H18V215H17ZM19 216H20V215H19ZM19 216H18L17 219H19ZM103 216H104V215H103ZM167 216H168V215H167ZM225 216H226V215H225ZM21 217H22V214H21V216H20V219H22ZM68 217H69V216H68ZM160 217H161V216H160ZM205 217H206V216H205ZM31 218H32V217H31ZM63 218H64V216H63ZM65 218H66V217H65ZM106 218H107V217H106ZM163 218H164V217H163ZM177 218H178V217H177ZM177 218H176V219H177ZM232 218H233V217H232ZM255 218H256V216H255ZM17 219H16V221H17ZM92 219H93V218H92ZM238 219H239V218H238ZM257 219H258V218H257ZM257 219H256V222H257ZM29 220H30V219H29ZM118 220H119V219H118ZM146 220H147V219H146ZM192 220H193V219H192ZM199 220H200V219H199ZM199 220H198V221H199ZM223 220H224V219H223ZM263 220H264V218H263ZM72 221H74V220H72ZM126 221H127V220H126ZM174 221H176V220H174ZM7 222H8V221H7ZM18 222H19V221H18ZM169 222H170V220H169ZM212 222H213V221H212ZM262 222H263V221H262ZM262 222H261V223H262ZM5 223H6V221H5ZM15 223H16V222H15ZM30 223H31V220H30ZM38 223H39V222L37 221V224H38ZM57 223H59V222H57ZM163 223H164V222H163ZM251 223H252V221H251ZM13 224H14V223H13ZM25 224H26V223H25ZM60 224H61V223H60ZM80 224H81V222H80ZM192 224H193V221H192ZM231 224H233V223H231ZM5 225H6V224H5ZM236 225H238V224H236ZM138 226H139V225H138ZM166 226H167V225H166ZM50 227H51V225H50ZM97 227H98V226H97ZM99 227H100V226H99ZM186 227H187V226H186ZM251 227H252V226H251ZM256 227H257V226H256ZM44 228H45V226H44ZM174 228H175V227H174ZM178 228H179V226H178ZM214 228H215V227H214ZM55 229H56V228H55ZM151 229H152V228H151ZM97 230H98V229H97ZM228 230H229V229H228ZM251 230H253V229L251 228ZM0 231H2V230H0ZM108 231H109V230H107V232H108ZM238 231H239V229H238ZM45 232H46V230H45ZM172 232H173V231H172ZM223 232H224V231H223ZM263 232H264V231H263ZM97 233H99V232H97ZM121 233H122V232H121ZM256 233H257V232H256ZM107 234H108V233H107ZM118 234H119V233H118ZM221 234H222V232H221ZM240 234H241V233H240ZM249 234H251V233H249ZM258 234H259V232H258ZM45 235H46V233H45ZM142 235H143V234H142ZM263 235H264V234H263ZM209 237H210V236H209ZM263 237H264V236H263ZM8 238H9V237H8ZM247 238H249V237L247 236ZM193 239H194V238H193ZM230 239H231V237H230ZM20 240H21V239H20ZM33 240H34V239H33ZM167 240H168V238H167ZM210 240H212V239H210ZM225 240H226V239H224V242H225ZM235 240H236V239H235ZM255 240H256V242H257V239H255ZM263 240H264V239H263ZM52 241H53V239H52ZM97 241H98V240H97ZM142 241H143V240H142ZM220 241H222V240H220ZM9 242H10V241H8L7 243H9ZM34 242H35V240H34ZM155 242H156V241H155ZM172 242H173V241H172ZM216 242H217V240H216ZM224 242H223V243H224ZM241 242H242V241H241ZM261 242H262V241H261ZM21 243H22V241H21ZM23 243H24V242H23ZM234 243H235V241H234ZM49 244H50V242H49ZM216 244H217V243H216ZM35 245H36V243H35ZM58 245H59V244H58ZM196 245H197V244H196ZM209 245L212 246L211 243H209ZM126 246H127V245H126ZM197 246H198V245H197ZM50 247H51V246H50ZM55 247L57 248V246H54V248H55ZM95 247H96V246H95ZM249 247H250V245H249ZM251 247H252V246H251ZM41 248H42V246H41ZM51 248H52L53 250H55L53 247H51ZM70 248H71V247H70ZM177 248H178V246H177ZM57 249H58V248H57ZM146 249H147V248H146ZM213 249H214V248H213ZM232 249H233V248H232ZM36 250H37V249H36ZM179 250H180V249H179ZM234 250H235V249H234ZM56 251H57V250H56ZM113 251H114V250H113ZM116 251H117V250H116ZM33 252H34V250H33ZM57 252H58V254H59V251H57ZM60 252H61V251H60ZM62 252H63V251H62ZM117 252H119V251H117ZM117 252H116V253H117ZM179 252H180V251H179ZM27 253H28V252H27ZM36 253H38V251H36ZM36 253H35V254H36ZM41 253H42V252H41ZM50 253H51V252H50ZM63 253H64V252H63ZM83 253H84V252H83ZM184 253H185V251H184ZM216 253H217V251H216ZM32 254H33V253H32ZM61 254H62V253H61ZM76 254H77V253H76ZM96 254H97V253H96ZM170 254H171V253H170ZM8 255H9V254H8ZM100 255H101V253H100ZM100 255H98V256H100ZM115 255H116V254H115ZM138 255H139V254H138ZM245 255H246V253H245ZM60 256H61V255H60ZM63 256H65V254H63ZM66 256H68V255H66ZM66 256L63 257V260H64V258L66 259ZM83 256H84V255H83ZM86 256H88V255H86ZM86 256H85V257H86ZM103 256H104V255H103ZM249 256H250V255H249ZM9 257H10V256H9ZM38 257H39V256L37 255V258H38ZM51 257H52V255H51ZM10 258H11V257H10ZM39 258H40V257H39ZM39 258H38V259H39ZM55 258H56V257H55ZM70 258H71V257H70ZM105 258H107V257H105ZM134 258H135V256H134ZM139 258H140V257H139ZM170 258H171V257H170ZM259 258H260V257H259ZM31 260H32V259H31ZM57 260H58V258H57ZM113 260H114V259H113ZM116 260H117V258H116ZM127 260H128V259H127ZM142 260H143V259H142ZM157 260H158V259H157ZM51 261H52V260H51ZM59 261H61V258H60ZM66 261H67V259H66ZM118 261H119V260H118ZM128 261H129V260H128ZM263 261H264V260H263ZM84 262H85V261H84ZM142 262H143V261H142ZM193 262H194V261H193ZM249 262H250V261H249ZM23 263H24V262H23ZM172 263H173V262H172ZM25 264H26V263H25ZM33 264H34V263H33ZM65 264H66V262H65ZM112 264H113V263H112ZM124 264H125V263H124ZM152 264H153V263H152ZM185 264H186V263H185Z\"/></svg>",
	"mask_w": 264,
	"mask_h": 264
}]
</instances>
